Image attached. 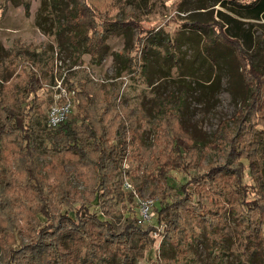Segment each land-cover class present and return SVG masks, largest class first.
I'll use <instances>...</instances> for the list:
<instances>
[{
    "label": "rangeland",
    "instance_id": "rangeland-1",
    "mask_svg": "<svg viewBox=\"0 0 264 264\" xmlns=\"http://www.w3.org/2000/svg\"><path fill=\"white\" fill-rule=\"evenodd\" d=\"M251 1L223 2L212 7V0H151L143 10L131 13L125 0H84L96 29L104 23L115 30L105 39L106 50L90 55L68 41L69 33L62 27L61 13L67 6L63 0H31L28 10L22 0H0V85L18 84L22 89L26 87L27 73L36 72L40 77L41 88L35 95L19 94L28 115L25 122L29 120L35 129L32 150L35 170L44 183L51 185L66 174L77 192L75 203L68 208L57 198L50 199L49 219L34 216L29 209H36L38 203L31 199L30 185L21 171L24 150L14 138L1 139L2 166L13 175L11 186L17 195V200L12 201L15 207L10 205L12 212L19 213V224L25 227L17 233L14 249L30 244L46 225L52 229L45 234L54 231L60 216L65 214L72 219H79L86 212L96 214L102 220L107 219L113 230L120 233L128 210H136L134 199L128 198V194L133 196V191L139 197L155 199L156 206L162 195L154 194L157 181L151 180L149 173L154 174L153 162L163 147L158 137L155 138L163 109L174 110L184 128L194 136L201 166L224 163L220 149L206 145L214 139L220 120L230 119L246 96L233 49L212 38L210 31H199L196 24L217 21L225 34L249 30L253 41H257L264 33V18L248 17L246 6ZM128 20L136 21L143 31L140 37L148 38L145 53L136 44L130 49L131 31L119 29L117 24ZM209 36L211 42L205 48L202 41ZM238 41L251 55V62L256 63L254 48H247L241 39ZM19 52L25 55L24 61ZM89 80L92 86L102 90L101 95L116 96L125 107L141 111L143 135L142 143L128 147L116 164L113 174L117 175L120 186H113L114 199L107 201L109 197H104L99 203L92 201L98 185L94 184L90 168L61 154L48 155L44 149L47 144L44 133L52 131L46 126L48 111L53 105L69 100L68 116L76 115L77 94ZM203 172L185 159L179 171L168 173L159 182L161 192L168 198L176 200L189 195L185 203L188 212H181L176 231L168 226L167 213L160 218L159 230L151 231L146 240L134 236L136 249L128 254L130 264H262L259 253H248L244 245L247 214L251 227L261 224L264 227V211L248 213L241 200L228 201L229 191L233 189L229 184L225 185L226 200L217 198L216 189L198 178ZM125 181L131 189L125 188ZM245 182L249 181L245 179ZM184 184L185 192L180 190ZM252 198L251 194L247 195L246 201ZM110 203V213L102 212V205L108 207ZM156 221L155 213L149 223L155 225ZM209 222L213 225L208 226ZM149 223L139 226L146 229ZM4 237L0 236V264L6 262L5 250L10 242ZM112 248H104L103 255L92 261H89L91 255L82 251L83 264H116ZM39 261L47 264V257L42 254Z\"/></svg>",
    "mask_w": 264,
    "mask_h": 264
},
{
    "label": "trees",
    "instance_id": "trees-1",
    "mask_svg": "<svg viewBox=\"0 0 264 264\" xmlns=\"http://www.w3.org/2000/svg\"><path fill=\"white\" fill-rule=\"evenodd\" d=\"M63 1L67 6L61 13L62 27L69 33L70 44L81 47L90 55L103 53L106 50L105 39L108 35L114 34V28H107L102 23L100 29H96L91 11L84 0ZM149 1L151 0H125V6L131 13L134 11L136 13L146 8ZM230 1L238 0H212L214 4L211 6ZM30 2L31 0H22L25 10H28ZM246 9L249 18H264V0H253ZM117 25L122 31L128 29L131 31L130 49L136 44V47L140 46V51L145 53L148 50V38L140 37L143 31L136 21L128 20ZM196 27L199 31H210L212 38L216 37L233 49L246 96L230 119L220 120L214 139L206 145L208 148L220 149L225 158L224 163L201 166L197 161L196 139L184 128L174 110L163 109L158 134L155 135L163 147L153 162L154 174L149 173L151 180L157 181L154 194L162 195V200L156 206V200L154 201L153 212L155 211L154 216L156 213L157 218L155 225L150 223L146 229L140 227L137 223L138 212L135 209L128 210L120 233L113 230L112 223L107 219L102 220L96 214L86 212L79 219H72L65 214L60 216L59 224L54 231L45 234L52 229L46 225L45 228L39 229L30 244L14 249L17 244V233H21L25 227L18 222L19 213L12 212L11 205L15 207L12 201L17 200L16 190L11 186L13 175L2 166L0 155V236L3 235L4 239L10 240L5 250V264H40L42 254L47 257V264H83L82 251L90 254L89 261H92L93 258L99 259V254L103 255L104 248L112 246L117 259L116 264H130L128 254L136 249L133 246L134 236L146 240L151 231L159 229L160 218L167 213L170 216L168 226L176 231L182 218L181 212H188L185 203L189 201V195L185 194L184 198L173 200L161 192L159 183L166 179L168 173L179 171L185 159L204 171L198 178L216 189L217 198L226 200L225 185L229 184L233 189L229 191L228 201L241 200L248 213L257 211L261 214L264 211V33L257 41H253L249 30L241 34L227 35L217 21L211 24L198 23ZM211 37L202 41L205 48L210 45ZM237 38L241 39L247 48L251 46L254 48L256 63L251 62V55L244 51ZM18 56H22L21 61H24L25 55L19 52ZM24 84L26 87L22 89L18 84L4 87L0 85V141L4 138H14L18 144L20 143L25 156L21 171L30 185L31 199L38 203L36 209L29 211L36 217L49 219L50 199L57 198L58 202L66 204L68 208L69 204L75 203L77 192L70 186L66 174L63 179L57 178V182L51 185L44 183L35 170L36 160L32 151L35 147V129L29 124V120L25 122L28 115L24 112L19 94L23 92L35 95L41 88V80L36 72L27 73ZM101 91L92 86L90 80L84 83L82 91L77 94L78 113L67 116L56 129L44 133L47 142L44 149L48 155L61 154L76 164L92 170L94 184L98 185L92 201L95 200L97 203L104 197H109L107 201L114 199L113 186H120L117 175L113 174L116 171V164L122 159L128 147L139 146L143 141L140 131L141 111L134 107H125L121 99L116 96L109 98L106 94L105 97L101 95ZM0 151L2 152V148ZM245 179L249 182H245ZM185 185L180 189L183 192L186 191ZM250 194L253 196L252 200L246 201L247 195ZM128 198L131 200L133 196L128 194ZM102 206V212L110 213L111 203L108 207L105 204ZM247 215L245 250L251 254L259 253L264 264V227L262 224L257 228L251 227L249 214ZM210 225L213 223L209 222L208 226ZM46 235L47 238H44Z\"/></svg>",
    "mask_w": 264,
    "mask_h": 264
},
{
    "label": "built area",
    "instance_id": "built-area-1",
    "mask_svg": "<svg viewBox=\"0 0 264 264\" xmlns=\"http://www.w3.org/2000/svg\"><path fill=\"white\" fill-rule=\"evenodd\" d=\"M71 108V102L67 100L60 105H53L47 113L46 126L49 130L56 129L69 115ZM125 188L131 189L128 182H124ZM133 194V199L135 201L136 210L138 212L139 225H145L152 221L154 217L153 206L155 199L139 197L135 192ZM150 224V223H149ZM159 230V229H158Z\"/></svg>",
    "mask_w": 264,
    "mask_h": 264
}]
</instances>
